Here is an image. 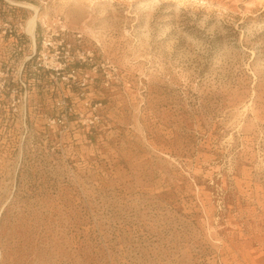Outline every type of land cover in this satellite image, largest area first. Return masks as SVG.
Instances as JSON below:
<instances>
[{
  "label": "rangeland",
  "instance_id": "374dc122",
  "mask_svg": "<svg viewBox=\"0 0 264 264\" xmlns=\"http://www.w3.org/2000/svg\"><path fill=\"white\" fill-rule=\"evenodd\" d=\"M0 264H264V0H0Z\"/></svg>",
  "mask_w": 264,
  "mask_h": 264
},
{
  "label": "bare ground",
  "instance_id": "6f19581e",
  "mask_svg": "<svg viewBox=\"0 0 264 264\" xmlns=\"http://www.w3.org/2000/svg\"><path fill=\"white\" fill-rule=\"evenodd\" d=\"M38 16V10L37 8L34 7V14L29 18L27 21V27H26V32L34 38V27H35V21Z\"/></svg>",
  "mask_w": 264,
  "mask_h": 264
}]
</instances>
